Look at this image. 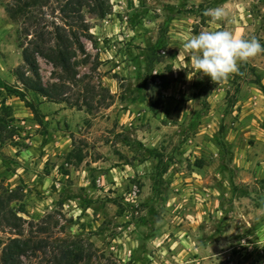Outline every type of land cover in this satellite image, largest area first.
Returning <instances> with one entry per match:
<instances>
[{
  "label": "rangeland",
  "instance_id": "rangeland-1",
  "mask_svg": "<svg viewBox=\"0 0 264 264\" xmlns=\"http://www.w3.org/2000/svg\"><path fill=\"white\" fill-rule=\"evenodd\" d=\"M5 3L0 194L12 193L21 237L80 249V264H264V53L213 82L183 50L201 31L264 45V0H109L104 19L84 10L77 82L38 58L43 86L68 87L62 103L19 96L21 24ZM216 7L228 16L212 23L204 13ZM15 233L0 222V254Z\"/></svg>",
  "mask_w": 264,
  "mask_h": 264
},
{
  "label": "trees",
  "instance_id": "trees-1",
  "mask_svg": "<svg viewBox=\"0 0 264 264\" xmlns=\"http://www.w3.org/2000/svg\"><path fill=\"white\" fill-rule=\"evenodd\" d=\"M84 10L97 19H104L111 7L109 0H6L8 18L21 24L19 48L22 63L13 71L21 85L19 96L28 92L48 102L68 100L65 97L68 87L42 85L38 58L58 67L66 80L76 81L72 60L77 53H85L81 39L89 36L90 30ZM82 103L89 106L87 99ZM11 194H0V222L17 233L4 244L0 264H33L29 261L31 258L38 259L36 264H80L83 261L80 249L65 246L55 238L50 240L32 235L22 238L20 229L24 221L8 207L13 200Z\"/></svg>",
  "mask_w": 264,
  "mask_h": 264
},
{
  "label": "clouds",
  "instance_id": "clouds-1",
  "mask_svg": "<svg viewBox=\"0 0 264 264\" xmlns=\"http://www.w3.org/2000/svg\"><path fill=\"white\" fill-rule=\"evenodd\" d=\"M204 15L216 23L225 20L228 13L223 7H216L206 10ZM183 50L196 71L216 82L237 73L239 62L264 53V45L256 38L245 39L228 30L201 31L183 43Z\"/></svg>",
  "mask_w": 264,
  "mask_h": 264
}]
</instances>
